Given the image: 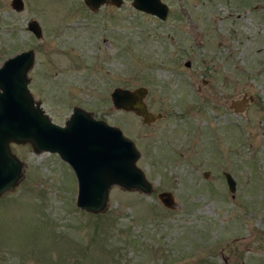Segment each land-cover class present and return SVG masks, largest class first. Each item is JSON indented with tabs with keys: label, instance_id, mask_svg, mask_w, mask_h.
Wrapping results in <instances>:
<instances>
[{
	"label": "rangeland",
	"instance_id": "rangeland-1",
	"mask_svg": "<svg viewBox=\"0 0 264 264\" xmlns=\"http://www.w3.org/2000/svg\"><path fill=\"white\" fill-rule=\"evenodd\" d=\"M163 1L165 19L132 0L95 13L83 0H23L19 10L0 0V64L32 48L29 87L50 117L64 124L79 105L118 125L152 183L149 193L112 185L106 208L91 212L57 152L12 142L23 175L0 196V264H264V0ZM116 85H145L163 118L115 107ZM245 92L254 102L212 127V99Z\"/></svg>",
	"mask_w": 264,
	"mask_h": 264
},
{
	"label": "water",
	"instance_id": "water-1",
	"mask_svg": "<svg viewBox=\"0 0 264 264\" xmlns=\"http://www.w3.org/2000/svg\"><path fill=\"white\" fill-rule=\"evenodd\" d=\"M93 8L111 2L117 6L123 0H84ZM12 6L23 9V0H11ZM132 5L144 12L165 19L169 5L163 0H132ZM27 28L36 37L42 35L39 22L32 18ZM34 62V50L22 49L6 57L0 64V196L13 189L23 175V161L12 150V142H29L33 151L57 152L68 162L77 179L76 204L91 212L103 211L112 185L125 189L152 190V183L137 164L140 151L132 138L122 129L90 110L74 105L64 124L55 122L35 99L30 87L28 70ZM189 64V61H186ZM146 87L134 89L114 86L110 92L115 107L133 110L148 121L151 114L144 101ZM248 96L231 100L235 111L244 110ZM230 191L236 189V179L224 172ZM167 207H174L175 197L170 189L158 192Z\"/></svg>",
	"mask_w": 264,
	"mask_h": 264
},
{
	"label": "flooded vegetation",
	"instance_id": "flooded-vegetation-1",
	"mask_svg": "<svg viewBox=\"0 0 264 264\" xmlns=\"http://www.w3.org/2000/svg\"><path fill=\"white\" fill-rule=\"evenodd\" d=\"M83 2L85 3V5L87 6V9H88V11L89 12H93V13H95V12H98V7L97 8H93V7H91L90 5H88L84 0H83ZM188 65V64H187ZM208 70H206L207 72L208 71H210V69L209 68H207ZM212 77H213V75H208V76H204L203 78H202V81H203V83H208L211 79H212ZM144 87H146L145 85H143ZM147 93H148V89H147V87H146V93H145V95H144V98L146 97V95H147ZM243 94H246V96H248V104L245 106V108H244V110L246 109V108H248V106L250 105V103H253L254 102V96L253 95H251V94H248V93H243ZM242 94V95H243ZM241 95V96H242ZM239 97V96H238ZM238 97H234V98H238ZM234 98H229L228 100H227V102H226V98H225V96L223 95L222 96V98L221 97H215V100L214 99H212V101H213V103L216 101V103H217V106H213L212 107V111H213V122L211 123L212 124V127H213V125H214V120L215 119H217V123H220L222 120H220V118L221 117H223V118H226V115L227 114H229V112H230V109H232L234 112H242V111H244V110H242V111H235L232 107H231V100L232 99H234ZM144 101H145V99H144ZM145 103H146V101H145ZM146 106H147V110H148V112L151 114V117H150V119L148 120V121H144V122H146V123H152V122H156L158 119H161V118H163V114L161 113V112H157V114L156 113H154V112H152L150 109H149V107H148V105H147V103H146ZM225 171H228V170H223V174H224V172ZM230 172V171H229ZM231 173V172H230ZM232 174V173H231Z\"/></svg>",
	"mask_w": 264,
	"mask_h": 264
}]
</instances>
